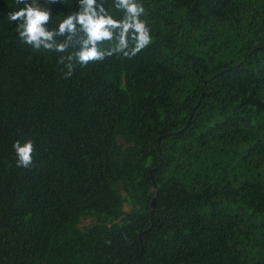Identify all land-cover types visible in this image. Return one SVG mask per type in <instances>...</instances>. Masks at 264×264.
Listing matches in <instances>:
<instances>
[{
    "label": "trees",
    "instance_id": "trees-1",
    "mask_svg": "<svg viewBox=\"0 0 264 264\" xmlns=\"http://www.w3.org/2000/svg\"><path fill=\"white\" fill-rule=\"evenodd\" d=\"M138 3L151 43L66 77L0 0V264H264V0Z\"/></svg>",
    "mask_w": 264,
    "mask_h": 264
},
{
    "label": "clouds",
    "instance_id": "clouds-1",
    "mask_svg": "<svg viewBox=\"0 0 264 264\" xmlns=\"http://www.w3.org/2000/svg\"><path fill=\"white\" fill-rule=\"evenodd\" d=\"M61 0H46L48 5L59 4ZM15 5H23L9 13V23L17 25V37L21 43L36 51H54L60 55L58 63L64 64L70 77L76 65L81 68L90 63L103 61L114 53H123L129 47V31L133 30L131 49L134 56L151 43L150 30L139 17L144 13L138 0H113V6L123 10L125 18L118 22L108 15L103 0H77L78 11L67 15L57 26L49 30L46 26L52 19V11L44 7L40 0H13ZM62 38V39H57ZM118 41L112 48L101 47L104 42ZM71 49V51H69ZM16 155V167L30 168L33 164L34 145L32 141L13 144Z\"/></svg>",
    "mask_w": 264,
    "mask_h": 264
},
{
    "label": "rangeland",
    "instance_id": "rangeland-1",
    "mask_svg": "<svg viewBox=\"0 0 264 264\" xmlns=\"http://www.w3.org/2000/svg\"><path fill=\"white\" fill-rule=\"evenodd\" d=\"M44 7H47V3H46V0L44 1V3L42 4ZM129 209V206L126 205L125 206V210L127 211ZM90 223H92V221L90 219H83L82 222H81V227H86V226H89Z\"/></svg>",
    "mask_w": 264,
    "mask_h": 264
},
{
    "label": "water",
    "instance_id": "water-1",
    "mask_svg": "<svg viewBox=\"0 0 264 264\" xmlns=\"http://www.w3.org/2000/svg\"><path fill=\"white\" fill-rule=\"evenodd\" d=\"M154 203H155V200H154V199H152V201H151V208H153V207H154Z\"/></svg>",
    "mask_w": 264,
    "mask_h": 264
}]
</instances>
